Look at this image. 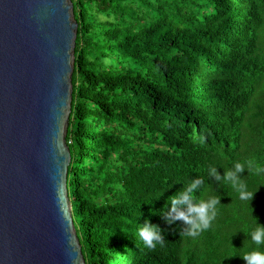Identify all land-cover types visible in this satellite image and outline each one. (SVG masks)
Segmentation results:
<instances>
[{
    "label": "trees",
    "instance_id": "1",
    "mask_svg": "<svg viewBox=\"0 0 264 264\" xmlns=\"http://www.w3.org/2000/svg\"><path fill=\"white\" fill-rule=\"evenodd\" d=\"M70 1L66 183L85 264H112L117 236L122 264H245L254 219L264 226V174H240L257 190L253 219L208 168L223 177L235 162L264 166V0ZM198 178L197 195L220 204L211 226L189 237L182 222H166L168 198ZM145 224L162 244L144 246L137 226Z\"/></svg>",
    "mask_w": 264,
    "mask_h": 264
},
{
    "label": "water",
    "instance_id": "2",
    "mask_svg": "<svg viewBox=\"0 0 264 264\" xmlns=\"http://www.w3.org/2000/svg\"><path fill=\"white\" fill-rule=\"evenodd\" d=\"M76 33L70 0H0V264H85L66 183Z\"/></svg>",
    "mask_w": 264,
    "mask_h": 264
},
{
    "label": "clouds",
    "instance_id": "3",
    "mask_svg": "<svg viewBox=\"0 0 264 264\" xmlns=\"http://www.w3.org/2000/svg\"><path fill=\"white\" fill-rule=\"evenodd\" d=\"M246 169L249 172L254 170L258 175L264 174V166L249 160L245 163L235 162L224 172L223 177L218 175L217 167L210 166L208 168V175L217 182L224 181L230 184L238 194V198L242 201H247L249 207V203L257 190L255 192L249 191L247 184L240 177V174ZM202 184L203 181L199 178L188 181L183 185L182 190L168 198L169 207L166 213L168 217L166 222H182L186 227V235L189 237H197L211 226L212 221L217 216V205L220 204V197L218 195H210L207 199L197 195L201 191ZM251 213L252 209L250 215ZM137 234L143 241L144 246L149 249L155 248L157 244H162L164 240L160 230L156 226H149L147 224L143 227L137 226ZM248 236L250 249L245 251L242 257L239 258L245 264H264V226L257 223L256 219H254V224Z\"/></svg>",
    "mask_w": 264,
    "mask_h": 264
},
{
    "label": "rangeland",
    "instance_id": "4",
    "mask_svg": "<svg viewBox=\"0 0 264 264\" xmlns=\"http://www.w3.org/2000/svg\"><path fill=\"white\" fill-rule=\"evenodd\" d=\"M103 63H107V64H110V63H112V60H110V59H107V58H103V59H100ZM112 64H114V66H117V63H112ZM119 68V67H118ZM132 72H142V70L139 68V67H137V66H135L134 68H132V70H131ZM113 206V205H112ZM109 216H112L110 213H107L106 214V218H109ZM93 233V231H91V242H90V244L88 243V246L89 245H92L93 243H94V241H95V238H96V236L95 235H93L92 234ZM99 235H100V245H102V247H103V245H104V248H105V250H108V244H106L107 242H109V241H111L112 239V237H114L113 235L111 236V240L106 236L107 235V231L103 234V235H101V232L99 233ZM115 239V241H116V250H114V252H113V254H112V256H114V257H116L117 256V259L115 260V261H113V262H111L112 264H118V263H121L122 264V258L119 256L120 254H121V248L119 247V246H121V245H123V243H124V238L123 237H121V236H117V237H115L114 238ZM128 251H126V250H124V254L125 253H127ZM104 255H107L106 254V252H104ZM123 257H124V255H123Z\"/></svg>",
    "mask_w": 264,
    "mask_h": 264
}]
</instances>
